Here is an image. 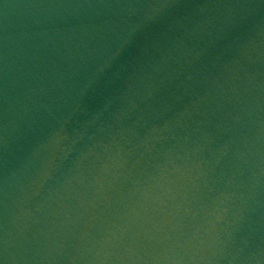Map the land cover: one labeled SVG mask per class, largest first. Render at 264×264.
<instances>
[{"label":"water","instance_id":"1","mask_svg":"<svg viewBox=\"0 0 264 264\" xmlns=\"http://www.w3.org/2000/svg\"><path fill=\"white\" fill-rule=\"evenodd\" d=\"M114 0H0V152L75 59Z\"/></svg>","mask_w":264,"mask_h":264}]
</instances>
